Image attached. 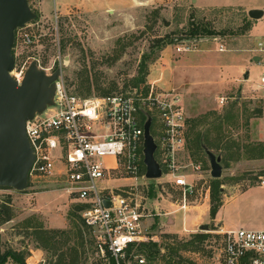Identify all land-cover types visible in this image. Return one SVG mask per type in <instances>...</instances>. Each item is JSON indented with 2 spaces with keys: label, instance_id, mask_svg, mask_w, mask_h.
<instances>
[{
  "label": "rangeland",
  "instance_id": "obj_1",
  "mask_svg": "<svg viewBox=\"0 0 264 264\" xmlns=\"http://www.w3.org/2000/svg\"><path fill=\"white\" fill-rule=\"evenodd\" d=\"M41 1L27 0L35 18L15 31L12 54L17 71L24 65L28 68L33 61H38L41 68L54 67L61 70L68 91L80 96H87L88 93L89 96H100V91L107 90H115L111 93L138 90L144 96L158 90H174L181 95L187 119L186 135L188 133L190 140L194 131L211 128L217 117H222L234 101H238L237 107L245 109V115L260 108L263 110L262 117L248 119L247 125L241 118L235 121L234 127L224 126L226 130L223 134L237 145L255 143V131L260 124H264L260 121H264V89L257 88L242 95L240 90L232 88L210 98L207 94L211 90L206 91L199 86L190 88L189 82L182 83L179 67L181 58L186 56L187 47L201 50L206 45L205 48L212 49L216 42L227 50L251 46L250 42L235 40L244 38L250 27L248 25L253 21L247 17L245 8L216 7L219 0H119L115 2L114 8L104 13H85L82 9L52 10L49 0L50 11L46 9L47 12H43ZM226 2L259 4V0ZM197 27H205L219 35H192L191 31ZM25 36L29 37V43L24 41ZM143 57L147 60H143ZM140 66H144L143 82L133 85L139 77ZM258 82L259 79L256 84ZM188 87L190 89L184 90ZM219 98L224 99L221 105ZM195 124V130H191L190 127ZM152 135H157L155 126ZM193 153L186 145L179 157L180 165L184 166L181 172L187 175L192 187V192L187 196V215H196L198 207L203 204L210 208V185L213 180L205 155L199 153L194 156ZM214 154L220 155L217 152ZM220 157L222 172L219 180L223 205L219 215L236 228L264 229V220L261 222L258 219V213L262 209L264 211V187L258 186L259 177H264V159L248 161L233 158L228 161L227 158L226 162L225 153ZM196 162L202 163L199 171L190 165ZM105 164L113 165V161L107 159ZM120 176L123 175H113L114 178ZM138 182L132 191L130 187L124 186L134 184V181L120 180L115 185H124V190L132 192L145 209L151 219L147 225L154 229L151 231L156 236V243L175 245L189 241L196 233H203L196 230L159 233L164 229L160 228L156 213H185L178 206L182 193L172 188L165 179ZM247 188L251 189L241 195L240 192ZM45 192H56L58 198L38 205L37 194ZM259 203L262 208L256 206ZM79 205L67 200L60 189L46 184L44 180H40L38 185H32L28 180L27 189L22 192L0 189V207H5L10 215L8 222L0 224V252L10 250L26 257L28 250L38 249L35 229L59 231L63 233L53 235L54 249H39L43 259L40 264H53L61 253L76 264H102L92 233L82 226ZM203 224H207L210 231H220L213 220ZM207 235L203 243L189 248L195 250L179 251L178 255L193 264H219L217 241L214 238L218 234ZM153 264L164 263L156 261Z\"/></svg>",
  "mask_w": 264,
  "mask_h": 264
},
{
  "label": "built area",
  "instance_id": "obj_2",
  "mask_svg": "<svg viewBox=\"0 0 264 264\" xmlns=\"http://www.w3.org/2000/svg\"><path fill=\"white\" fill-rule=\"evenodd\" d=\"M24 41L29 43V37ZM190 50L188 47L185 51ZM220 51L223 46L220 45ZM258 50L264 51L262 43ZM38 68L51 75L54 67ZM261 65L264 67V60ZM27 66L15 68L9 75L21 83ZM264 89V72L259 79ZM52 104L25 124V134L34 160L28 173L29 183L40 180L55 186L66 199L82 206L79 212L84 226L92 233L102 264H145L134 255L141 243L155 242L144 219L145 209L134 198L133 186L145 181L143 164V126L147 114L150 135L156 145L154 158L161 178L182 193L179 210L187 207L192 187L179 157L186 149L187 119L182 100L174 90H158L151 95L140 91L116 92L107 96H80L68 91L62 73L54 82ZM224 99H220L223 103ZM156 128V136L152 129ZM112 160L113 165L105 164ZM201 162L190 164L199 171ZM116 173L123 176L113 177ZM134 184L115 185L119 181ZM124 187H130L125 191ZM258 186L264 187V177ZM105 202L109 206L104 205ZM218 234L219 264H264V230L238 228L209 231ZM216 236V235H215ZM131 249L129 256L127 252Z\"/></svg>",
  "mask_w": 264,
  "mask_h": 264
},
{
  "label": "water",
  "instance_id": "obj_3",
  "mask_svg": "<svg viewBox=\"0 0 264 264\" xmlns=\"http://www.w3.org/2000/svg\"><path fill=\"white\" fill-rule=\"evenodd\" d=\"M263 15L260 9L247 11L250 20H259ZM35 18L27 0H0V189L22 192L28 186V173L34 156L25 134V124L35 114L41 113L52 104L55 85L60 70L47 75L36 62L30 63L23 79L18 84L9 73L14 69L12 54L15 31L22 29ZM143 126V164L145 178H161L159 164L154 158L156 145L150 135V118L147 114ZM213 180L221 178V157L204 149ZM106 207L109 206L105 202ZM196 231L209 232L207 224L196 227Z\"/></svg>",
  "mask_w": 264,
  "mask_h": 264
},
{
  "label": "crops",
  "instance_id": "obj_4",
  "mask_svg": "<svg viewBox=\"0 0 264 264\" xmlns=\"http://www.w3.org/2000/svg\"><path fill=\"white\" fill-rule=\"evenodd\" d=\"M197 1L200 2L201 0ZM51 2L52 10L55 11H67V9H82L85 13H104L107 11V9L114 8L116 4L115 2H119V0H51ZM215 6H239L245 8L246 12L251 9H260L263 11V15L259 20L251 21V25H249L250 27L248 28L246 35L243 36L244 38L241 40L239 38L235 39L239 42H250L251 46L243 45L240 46V49L238 50L223 49V51H220V44L216 42L213 43L212 49L205 48V45L201 50L191 49L186 51V56L181 58L179 66L181 70V82H189L190 88L199 86V88L203 90H211V92L207 94L210 98L218 96L223 90L232 88H237L238 91L240 90V94L242 95L248 94L249 92L254 91L257 88H260V84L258 85L259 82L256 84V81L257 79H260L261 74L264 72V67L260 63L262 60H264V51L262 52L258 50V44L262 42L264 43V0H259V4L256 5L249 4V2L246 4H231L226 2V0H219L217 5ZM41 9L43 10V12H47L46 9L50 11L49 0L41 1ZM190 88H184V90H188ZM220 99L221 98H219L218 102L221 105L223 103H220ZM260 121L264 123L263 120ZM255 132L256 134H254V136L257 137V139H254L255 142H264V124H260ZM251 188L243 190L242 192H240V194L243 195V192L246 193ZM55 194L57 193L45 192L39 195L37 194L38 205L39 203L48 201L51 198H58L57 196H55ZM256 206L262 208V205L260 203ZM221 207L216 213L214 219L210 218L209 207L208 205L205 206V204L198 207L199 211L196 215L193 213H191L190 215L186 214V210L189 209V206L186 207L184 211L185 213L183 214L158 212L156 213V215L159 216L158 221L160 224V228L164 229L163 231H159V233L196 232L195 230L198 225L208 222L209 220H213L215 222V226L221 231L238 229L225 222L222 216L219 215ZM263 212L264 211L262 209V211L258 213V219L261 222L264 220ZM149 220H151L149 219V217L144 219V225L148 228L149 233L152 235L153 241L156 242V236L152 234L151 231V229L153 228L147 225V221ZM42 262L43 259L41 250H28V253L25 257V264H40ZM4 264L15 263L11 259H7Z\"/></svg>",
  "mask_w": 264,
  "mask_h": 264
},
{
  "label": "trees",
  "instance_id": "obj_5",
  "mask_svg": "<svg viewBox=\"0 0 264 264\" xmlns=\"http://www.w3.org/2000/svg\"><path fill=\"white\" fill-rule=\"evenodd\" d=\"M191 34L196 36H198L199 34L219 35L209 29H206L205 27L194 28L191 31ZM142 59L147 60L146 57H143ZM143 68L144 66H140L139 77H137L134 80L133 85L143 82V74H142ZM112 91L115 90L100 91V96L111 95L114 93V92L111 93ZM89 95L90 94L88 93L87 96ZM237 104L238 101H234L233 105L230 107V110L227 113H225L222 117H217L218 119L216 123H213L211 128L204 129L203 131L200 132L194 131L193 138L191 140L189 139L187 133L186 135L187 147L188 149L194 151L193 153L194 156L199 155V153L204 154V149H207L213 153L217 152L218 154H220L219 156L225 153L226 158L224 159L226 160V162H227V158L228 161L233 160V158L235 160L246 159L248 161L264 159L263 142H255V143L246 142L243 145H237L234 144L232 141H230L229 138L227 136H224L223 134V131L226 130L224 126L234 127L235 121H238L241 118L245 120V124L247 125L248 119L262 117V112H263L262 109L257 108L254 111H252L253 113L245 115L246 114L245 109L238 108ZM196 126L197 125L195 124L193 127H190V129L195 130ZM220 186H221L220 180L211 181V185H210L211 195H210V205H209L210 206L209 216L211 219L215 218L216 213L218 212L219 208L222 206ZM79 209L80 210L83 209L81 205H79ZM9 220H10V215L8 214L7 209H5V207H0V224L6 223ZM81 223L82 226L85 227L82 220ZM60 233L62 234L63 232L41 231L40 229H35L34 235L36 238V243L38 245L37 248L41 249L42 251L54 249L52 248L55 247L54 246L55 243H53V235ZM207 238H208L207 233H196L195 235H192L189 241L178 242L175 245L168 244L166 246H163L152 241L147 243H141L137 246L136 249H134V255L143 256L145 259V264H153L156 261H162L164 264H183L185 262L188 264H193L192 262H189L180 255H178V252L195 250L189 248H192L195 244L203 243ZM214 238L216 239L217 236H214ZM162 250L164 251V253H161ZM130 252L131 249L127 252V257L129 256ZM66 257L67 256L63 253L57 255V258L53 262V264H76L74 260L72 259L67 260ZM7 259H11L15 264H25V257L22 254H18L10 250H7L3 253L0 252V264H4L7 261ZM130 260H131V264H136L132 261V259Z\"/></svg>",
  "mask_w": 264,
  "mask_h": 264
}]
</instances>
